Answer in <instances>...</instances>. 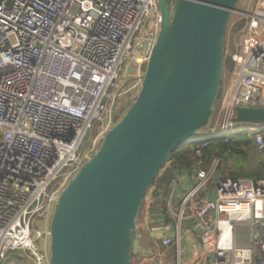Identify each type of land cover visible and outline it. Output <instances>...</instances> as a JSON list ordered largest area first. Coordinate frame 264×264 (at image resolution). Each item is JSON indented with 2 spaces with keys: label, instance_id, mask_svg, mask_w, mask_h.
Here are the masks:
<instances>
[{
  "label": "built area",
  "instance_id": "obj_1",
  "mask_svg": "<svg viewBox=\"0 0 264 264\" xmlns=\"http://www.w3.org/2000/svg\"><path fill=\"white\" fill-rule=\"evenodd\" d=\"M251 3L238 12L245 28L205 138L192 144L198 156L212 139L255 129L233 121L236 109L264 108V0ZM160 22L157 0H0V264H17L9 257L20 251L48 264L40 223L134 100ZM254 142L262 152L263 136ZM217 164L198 170L176 204L188 175L172 183L175 231L152 239L179 247L187 224L185 236L211 264H264V179L216 178Z\"/></svg>",
  "mask_w": 264,
  "mask_h": 264
},
{
  "label": "water",
  "instance_id": "obj_2",
  "mask_svg": "<svg viewBox=\"0 0 264 264\" xmlns=\"http://www.w3.org/2000/svg\"><path fill=\"white\" fill-rule=\"evenodd\" d=\"M239 1L157 0L160 28L140 88L61 189L49 222L48 264H158L137 236L141 206L170 155L211 123ZM233 121L264 126V108H238ZM9 258L31 264L21 254ZM168 264H180L178 253Z\"/></svg>",
  "mask_w": 264,
  "mask_h": 264
},
{
  "label": "trees",
  "instance_id": "obj_3",
  "mask_svg": "<svg viewBox=\"0 0 264 264\" xmlns=\"http://www.w3.org/2000/svg\"><path fill=\"white\" fill-rule=\"evenodd\" d=\"M224 48L226 51V41H224ZM228 63L229 57H225L224 70L228 69ZM224 85L223 78L220 94ZM257 134H261L264 139V126L255 127L253 130H237L229 135L227 139L222 137L212 139L201 151V156L196 155L195 148L191 142L176 149L162 166L153 182L154 192L149 206L150 217L152 219L161 218L164 223H171L173 220L166 211L165 200L172 183L183 174L194 179L198 170L208 169L214 161L218 162L216 167V175L218 173V177L264 179V150L258 152L255 146L254 137ZM143 206L144 202L141 206L139 217L143 213ZM154 244L155 242L152 241L149 245L155 252ZM163 247L161 244L159 249L162 251Z\"/></svg>",
  "mask_w": 264,
  "mask_h": 264
},
{
  "label": "rangeland",
  "instance_id": "obj_4",
  "mask_svg": "<svg viewBox=\"0 0 264 264\" xmlns=\"http://www.w3.org/2000/svg\"><path fill=\"white\" fill-rule=\"evenodd\" d=\"M251 1H253V0H240L237 7H236L237 12L234 15H232V17L230 19V22H229L228 28H227L226 37H225L226 47H227V49L225 51V55H226L225 57H228V53H231L235 49V46L238 45L241 41V37L243 34V29L245 28V22L246 21L239 17L238 12H241L243 7L247 8L248 4L251 3ZM254 3H255V0L250 4V7ZM143 44H144V42H143ZM227 76H228V72H227V70H224V75H223L224 84L227 81ZM133 81H134V77L131 76L130 77V87L132 86ZM138 90H139V88H138ZM138 90L136 91V94H137ZM136 94L134 95V98L136 97ZM202 138H205V135L200 136L196 140H199ZM217 175H218V173H217ZM217 175H216V178H220ZM216 183H217L216 179H211V181L207 185V189L214 190ZM174 200H176V198H174ZM174 200H173V203H175ZM143 202H144V206H143V212H144V207H146L149 204L150 197H146ZM165 202H166V200H165ZM166 211L168 212L167 206H166ZM50 217H51V215H50ZM50 217H49L48 221L46 220L45 222L43 221L42 223H40V227H39L40 230H44L46 232H49ZM181 228H182V237H181V250L182 251H181V257H180V264H198V263H200V264H211L212 258L204 260L201 257V254H200L199 250L197 249L196 244L193 243L192 246L188 244V241H187V238H186L184 232L186 229L189 228V226L187 224H182ZM38 245H39V248L41 249V251L47 256V259H48L49 258V237L48 236L41 237L38 241ZM22 252L23 251H20V254ZM175 259H176V257L174 258V260ZM133 264H148V262L142 261V262L138 263L134 260Z\"/></svg>",
  "mask_w": 264,
  "mask_h": 264
},
{
  "label": "crops",
  "instance_id": "obj_5",
  "mask_svg": "<svg viewBox=\"0 0 264 264\" xmlns=\"http://www.w3.org/2000/svg\"><path fill=\"white\" fill-rule=\"evenodd\" d=\"M225 178H229V177H225ZM194 181H195V178L192 179L191 177L186 176L177 183L175 190H174V197H173V200L174 198H176V200H174L175 204L179 202L180 196L182 195L184 190H186L187 187H190ZM170 190H171V187H170ZM170 190H169V193H170ZM151 202H152V196L150 197L149 204L146 207H144V212L142 213L141 217L138 218V222L136 226L137 236L140 239V241L143 243V245L147 248L149 247L148 241L149 240L150 242L154 241L155 242L154 244L155 252L153 250L152 251L154 252V258L156 257L155 261L158 263L163 262L167 264V260H170L171 262L174 261L173 258L177 256L178 251L181 255V251H182L181 242H180L179 247H177V244L175 241L170 246H164L162 251L159 249L160 245L162 244V241L161 240L156 241L152 238L158 235L163 236L164 234L172 235L173 234L172 232H174L175 229H173V221L171 223L169 222L164 223V221H162L161 218L152 219L150 217L149 206ZM186 238H187L188 244L192 246L194 243L193 240L189 236H187ZM156 248L158 249L157 251H156Z\"/></svg>",
  "mask_w": 264,
  "mask_h": 264
},
{
  "label": "flooded vegetation",
  "instance_id": "obj_6",
  "mask_svg": "<svg viewBox=\"0 0 264 264\" xmlns=\"http://www.w3.org/2000/svg\"><path fill=\"white\" fill-rule=\"evenodd\" d=\"M132 74H130V75H128V77L126 78V80H125V82L124 83H128L129 82V80H130V77L129 76H131ZM155 259H156V257H155ZM171 261L170 260H167V264L168 263H170ZM159 264H165V263H163V262H161V263H159Z\"/></svg>",
  "mask_w": 264,
  "mask_h": 264
},
{
  "label": "bare ground",
  "instance_id": "obj_7",
  "mask_svg": "<svg viewBox=\"0 0 264 264\" xmlns=\"http://www.w3.org/2000/svg\"><path fill=\"white\" fill-rule=\"evenodd\" d=\"M196 141H198V140L191 141V143L193 144V143H195Z\"/></svg>",
  "mask_w": 264,
  "mask_h": 264
}]
</instances>
